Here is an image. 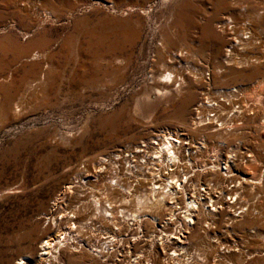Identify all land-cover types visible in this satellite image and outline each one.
Instances as JSON below:
<instances>
[{
	"label": "rangeland",
	"instance_id": "374dc122",
	"mask_svg": "<svg viewBox=\"0 0 264 264\" xmlns=\"http://www.w3.org/2000/svg\"><path fill=\"white\" fill-rule=\"evenodd\" d=\"M212 3L0 0V264H15L18 258H26L27 264H46L38 257L41 241L55 231L46 215L65 182L78 168L93 174L97 156L147 143L162 129L173 135L175 131L184 133L190 143L199 146L192 149L196 153L201 149L211 154L215 149L222 159L230 151L238 156L251 154L245 163L236 156L239 162L235 167L236 172L249 177L244 166L252 158L256 166L255 179L244 184L241 195L247 200L242 209L248 210L233 222L228 217L237 218L233 215L240 209H226V215L216 218L217 231L208 235L222 237V245L233 249L224 253L226 257L218 264H264V239L258 236L264 235V128L258 127L264 120V104L255 107L253 103L256 94L263 96L264 103V0H239L218 11ZM256 15L260 22L253 23ZM229 16L238 22L234 34L230 33L231 24L222 25ZM248 19L253 38L246 45H237L243 30L240 23ZM206 22L216 37L213 43L210 36H204ZM233 43L234 56L226 65V49ZM175 52H181L177 60ZM246 58L257 60L244 63ZM169 59L180 72L177 77L183 74L187 79L185 83L174 81L172 88L180 89L178 94L171 91L157 96L153 86H158L156 79L164 72L162 63ZM188 88L187 96L188 91L182 92ZM221 89L227 91L218 92ZM228 91L244 95L234 105L242 100L254 114L234 121L239 129L225 131L228 134L223 130L216 134L213 127L195 129L198 103L206 95L218 100L217 94ZM183 96L187 99L178 111ZM202 141L205 148H201ZM230 178L225 179V185L233 184ZM232 198L226 196L227 202L236 197ZM163 220L160 218L158 225ZM119 232L120 249L134 254L146 248L144 237L149 229L135 241L130 239L137 234L135 225ZM202 237L197 227L188 236L192 244ZM27 242L30 245L25 250ZM71 247L56 254L59 261L94 264L98 259L91 252ZM155 248L160 259L171 253L168 248L162 252L157 243ZM113 256L103 263H116ZM161 260L157 264H166Z\"/></svg>",
	"mask_w": 264,
	"mask_h": 264
},
{
	"label": "bare ground",
	"instance_id": "6f19581e",
	"mask_svg": "<svg viewBox=\"0 0 264 264\" xmlns=\"http://www.w3.org/2000/svg\"><path fill=\"white\" fill-rule=\"evenodd\" d=\"M231 1H228V7L236 5L239 0ZM212 4L217 11L227 7L225 0H213ZM231 16L227 17L222 25L231 24L230 33L234 34L238 22ZM251 22L248 19L240 23L243 26V30L240 31L241 39L233 36L237 40V45H246L253 38L250 31ZM254 22H260L259 16L256 15L253 18ZM202 29L204 36H210L212 43L216 41L209 22H206ZM232 45L234 43L226 49L228 52L224 58L226 65L230 64L229 61L234 56ZM240 49L243 47L241 46ZM177 56H181V52L173 54L175 60ZM171 59L168 63H162L164 72L156 79L158 86H153L152 91L157 96L171 94V91L179 92L180 89L172 88L174 81L181 80L185 83L187 79L183 74L177 77L180 76V72ZM256 60L246 58L244 63ZM189 67L197 71L196 68ZM224 71L225 68L216 69V73ZM222 90L227 91V89H221L218 92L221 93ZM187 91L188 96L191 88L182 93ZM241 95L240 92L236 94L228 91L223 95L217 94L218 100L206 95L195 108L194 128L206 130L213 127L211 131L216 134L222 133V130L225 134L231 130L235 132L239 128L234 121L244 120V115L254 114L253 108L250 109V106L242 100L234 105L244 96ZM187 96L181 98L178 111L179 104H182ZM262 101V95L256 94L253 98L255 107L264 104ZM178 111L176 110L177 113ZM246 112L248 113L245 114ZM227 119L229 121H226ZM228 123H231V128L228 127ZM258 127L264 128V120L259 122ZM151 137L147 143L135 144L119 152L97 156L93 160L96 164L92 166L93 174H89L87 169L78 168L65 182L62 190L53 200L49 214L46 215L47 221H50L55 231L47 236L45 243L41 245L39 261L47 262L46 264H51L50 261L66 264L62 260L59 261L56 254H59L61 249L68 248V245H72L71 249L74 251L91 252L98 258L93 261L94 264H104L103 262L111 255H114L113 260L116 263L106 264H119L118 262L157 264L162 258L166 264H218V260L226 257L224 253L233 250L229 244L222 245L224 243L221 242L222 237L219 240L218 237L208 234L217 231L214 227L217 223L216 218L226 215V209L231 210L233 207L240 209L238 214L233 215L237 218L228 217L233 222L241 220L240 218L248 210V208L242 209L243 205L247 204V200L241 195L245 188L244 184L251 183L255 179L253 174L256 172V166L253 158L244 166L249 170L248 174H251V176L248 175L249 177L239 170L236 172L235 167L239 162L236 156L245 163L251 154L238 156L230 151L228 156L222 159L215 149L211 150L213 154H208L201 149L196 153L193 150L199 146L190 143V139L184 133L175 131L173 135L167 129L154 132ZM222 140L220 139L219 142L223 143ZM200 145L201 148L206 147L203 141ZM206 159H209L207 163L204 162ZM105 169L107 170L104 171ZM101 172L104 174H99ZM99 177L102 182L97 183ZM229 177H233L229 181H233L231 186L224 184L225 179ZM226 196H229V200L232 197L236 198L227 202ZM53 210L57 211L52 216ZM162 211L165 213L161 216ZM160 218L164 220L158 225ZM134 225L137 234L130 237L132 241L140 239L138 236L140 234L143 236L148 229L150 233L144 237L148 241L146 248L132 254L127 249L117 247L121 244L119 239L122 236L116 235H120L121 229L128 230ZM193 227L203 232V237L197 242L201 249H198L197 243L192 244L189 241L188 236ZM85 233L88 235L84 236ZM258 236L264 239V235L258 234ZM156 243L161 245L162 252L168 248L171 253H166V257L162 255L160 259L156 253ZM29 245L30 243L27 242L24 249L28 250ZM220 247V250H225L220 252ZM188 248H194V251L191 252ZM113 250L115 254H112Z\"/></svg>",
	"mask_w": 264,
	"mask_h": 264
},
{
	"label": "built area",
	"instance_id": "2783aa9c",
	"mask_svg": "<svg viewBox=\"0 0 264 264\" xmlns=\"http://www.w3.org/2000/svg\"><path fill=\"white\" fill-rule=\"evenodd\" d=\"M45 241L46 240H43L42 241V243H41V245H43L44 243H45ZM41 245H40V250H41ZM41 252V251H40ZM38 257H40V256H38ZM42 262V261H41ZM44 262V261H43ZM28 262H27V260H26V258H19V259H17L16 261H15V264H27Z\"/></svg>",
	"mask_w": 264,
	"mask_h": 264
}]
</instances>
